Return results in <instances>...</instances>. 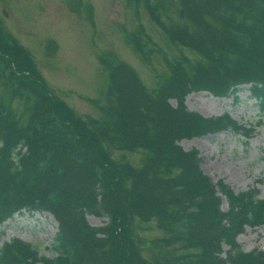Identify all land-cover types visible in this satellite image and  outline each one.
Here are the masks:
<instances>
[{
	"label": "trees",
	"instance_id": "1",
	"mask_svg": "<svg viewBox=\"0 0 264 264\" xmlns=\"http://www.w3.org/2000/svg\"><path fill=\"white\" fill-rule=\"evenodd\" d=\"M127 2L136 18L141 5L165 39L193 57L180 52L171 60L136 24L127 42L147 63L159 52L167 70L149 89L130 64L101 58L108 81L90 99L97 117H82L51 91L0 19V225L22 209L58 222L49 255L14 237L0 240V264H264L262 250L245 251L237 240L247 226L264 225L259 189L234 192L213 182L199 150L179 144L252 131L228 112L189 109L190 92L228 97L248 84L264 116V0ZM113 150L140 151L141 163L114 158ZM87 214L108 220L92 226ZM138 222L161 234L142 239Z\"/></svg>",
	"mask_w": 264,
	"mask_h": 264
},
{
	"label": "rangeland",
	"instance_id": "2",
	"mask_svg": "<svg viewBox=\"0 0 264 264\" xmlns=\"http://www.w3.org/2000/svg\"><path fill=\"white\" fill-rule=\"evenodd\" d=\"M88 10H90V15ZM3 26L31 53L39 73L51 91L82 117L99 115L90 99H99L108 81L101 58H116L135 68L144 84L153 89L167 69L160 53L151 62L141 59L127 42L125 34L136 24L144 25L155 42L172 60L180 52L193 57L186 47L170 44L139 6V17L127 0H0ZM248 84L239 85L232 96L217 97L208 91L190 92L185 103L205 116L228 112L238 122L251 126L249 137L229 130L183 138L179 144L197 148L201 168L213 181L223 180L234 192L251 187L264 197V116L260 117ZM175 104V100H170ZM114 158L133 165L141 163L140 151L113 150ZM226 208V202L222 204ZM92 226L103 225L106 216L87 214ZM57 220L47 211L15 212L0 225V240L17 237L35 245L41 254L57 232ZM135 231L144 240L161 234L153 223H136ZM243 250H264V225L247 226L237 237ZM227 249V246H224Z\"/></svg>",
	"mask_w": 264,
	"mask_h": 264
}]
</instances>
